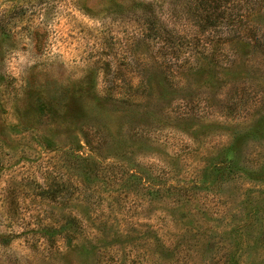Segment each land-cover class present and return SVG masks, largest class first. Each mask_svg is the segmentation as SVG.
<instances>
[{"label": "rangeland", "instance_id": "rangeland-1", "mask_svg": "<svg viewBox=\"0 0 264 264\" xmlns=\"http://www.w3.org/2000/svg\"><path fill=\"white\" fill-rule=\"evenodd\" d=\"M218 2L0 0V264H264V0Z\"/></svg>", "mask_w": 264, "mask_h": 264}, {"label": "trees", "instance_id": "trees-1", "mask_svg": "<svg viewBox=\"0 0 264 264\" xmlns=\"http://www.w3.org/2000/svg\"><path fill=\"white\" fill-rule=\"evenodd\" d=\"M215 2H216V5L218 4V3H220V2H218L219 0H214ZM213 2V1H212ZM206 5V1L205 2H203V5ZM207 4H209V3H207ZM207 19H209V17H207Z\"/></svg>", "mask_w": 264, "mask_h": 264}]
</instances>
